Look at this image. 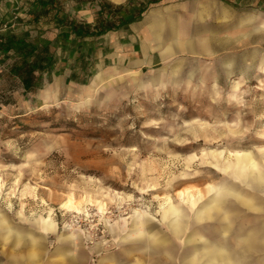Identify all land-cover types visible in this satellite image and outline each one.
Here are the masks:
<instances>
[{
  "label": "rangeland",
  "instance_id": "obj_1",
  "mask_svg": "<svg viewBox=\"0 0 264 264\" xmlns=\"http://www.w3.org/2000/svg\"><path fill=\"white\" fill-rule=\"evenodd\" d=\"M24 2H2V31L10 26L36 33L16 21L25 17ZM72 5H66L71 14L93 21L96 7L87 18ZM41 30L40 40L57 44L63 59L62 33L46 22ZM103 37L83 43L94 70L87 84L71 82L65 71L28 95L7 71L11 59L0 54V215L25 231L36 232L27 221L41 217L50 216L57 227L38 234V247L0 237V254L40 253L44 264H65L55 250L71 236V254L83 253V264H112L115 257L127 264H182L189 231L179 240L161 226L171 240L170 257L147 251L152 244L133 251L120 236L136 213L148 211L158 225V205L166 196L176 202L179 190L198 187L206 197L204 186L218 181L212 174L228 165L229 156L248 151L264 158V42L236 43L229 55L179 53L132 77L99 59ZM163 66L178 67L175 83L139 86ZM105 67L104 80L99 74L91 84ZM68 200L72 210L61 207Z\"/></svg>",
  "mask_w": 264,
  "mask_h": 264
},
{
  "label": "crops",
  "instance_id": "obj_2",
  "mask_svg": "<svg viewBox=\"0 0 264 264\" xmlns=\"http://www.w3.org/2000/svg\"><path fill=\"white\" fill-rule=\"evenodd\" d=\"M109 1L124 4L128 0ZM236 4L253 5L254 9H238ZM93 7L85 4L79 10L88 18ZM43 23L37 25V33L39 30L44 32L41 30ZM243 28H246L245 33H242ZM104 38L107 42L105 47L100 46L99 59L112 62L114 65L109 66L114 67L116 73L127 72L132 77L179 53L202 58L221 52L229 55L235 50L236 43L245 44L252 40L263 44L264 0H161L150 5L141 18L107 33ZM50 48L60 55L57 44H51ZM67 48L68 45L65 52ZM89 54L92 58L91 51ZM60 63L59 60L53 67L51 77L70 72L69 69L61 71ZM110 67L95 73L91 84L99 74L102 82L105 78L103 71ZM177 68L163 66L139 86L164 88L175 83ZM193 75L190 72L188 79ZM228 161V165L213 173L212 177H218V181L204 186L206 197L197 187L190 189L192 198L186 195L185 189L179 190L182 195L176 192V202L166 196L158 205V225L150 221L148 211L133 214L127 226L128 233L121 235L119 240L130 243L129 248L133 251L144 249V244H152L154 246H149L147 251L170 257L171 240L165 231L163 233V226L169 235L179 240L189 231L183 240L186 247L181 254L182 264H263L264 158L253 157L244 151L229 156ZM27 222L36 232L12 227L0 215V237L10 240L14 246L22 243L24 248L38 247V234L44 237L57 229L50 216ZM121 231L124 230L121 228ZM61 239H65L67 245L57 248L55 255L62 256L65 264H83L86 260L83 253L77 257L71 254V236ZM110 261L112 264H127L120 257ZM0 264H44V258L40 253H21L11 258L0 254Z\"/></svg>",
  "mask_w": 264,
  "mask_h": 264
},
{
  "label": "trees",
  "instance_id": "obj_3",
  "mask_svg": "<svg viewBox=\"0 0 264 264\" xmlns=\"http://www.w3.org/2000/svg\"><path fill=\"white\" fill-rule=\"evenodd\" d=\"M4 0H0V5ZM161 0H128L124 4H114L109 0H25L21 5L24 18L17 17V23L29 26L35 31L43 22L52 25V29L62 33L61 44L67 53L63 59L51 50L49 42H42L30 29L21 33L10 26L4 31L0 21V54L11 59L7 71L19 80L24 95L41 89L45 82H51L55 64L61 60L60 69L70 70L69 80L81 85L88 83L94 70L92 58L84 52L86 38L98 39L107 33L116 31L120 26L142 17L150 5ZM73 3L72 9L78 11L85 4L96 7L92 22L77 18L66 5ZM33 30V31H34ZM82 43V45L80 44ZM74 56L72 57V55ZM69 65V66H68ZM47 78H45V77Z\"/></svg>",
  "mask_w": 264,
  "mask_h": 264
},
{
  "label": "bare ground",
  "instance_id": "obj_4",
  "mask_svg": "<svg viewBox=\"0 0 264 264\" xmlns=\"http://www.w3.org/2000/svg\"><path fill=\"white\" fill-rule=\"evenodd\" d=\"M213 175V174H212ZM198 188V187H197ZM192 193V192H191ZM179 194H183V192H180ZM186 195H189V197H191L192 198V194L190 195V190L189 189H187L186 190ZM164 206V205H163ZM62 208H66V209H69V210H72L73 209V205H72V203H71V200H68V202H66V203H64V204H62V206H61ZM85 213H86V211H85Z\"/></svg>",
  "mask_w": 264,
  "mask_h": 264
}]
</instances>
